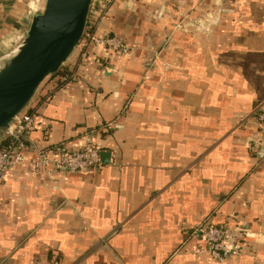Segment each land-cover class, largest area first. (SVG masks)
Returning a JSON list of instances; mask_svg holds the SVG:
<instances>
[{"label": "crops", "instance_id": "crops-1", "mask_svg": "<svg viewBox=\"0 0 264 264\" xmlns=\"http://www.w3.org/2000/svg\"><path fill=\"white\" fill-rule=\"evenodd\" d=\"M32 2L0 1V55L24 35ZM98 32L130 49L74 50L69 80L46 82L26 109L37 149L91 143L102 164L67 175L11 167L0 264H264V145L250 149L264 0L116 3ZM202 222H239L245 250L215 261L192 233Z\"/></svg>", "mask_w": 264, "mask_h": 264}, {"label": "built area", "instance_id": "built-area-1", "mask_svg": "<svg viewBox=\"0 0 264 264\" xmlns=\"http://www.w3.org/2000/svg\"><path fill=\"white\" fill-rule=\"evenodd\" d=\"M133 1L135 0H92L83 36L74 49L78 50L79 56L86 54L87 47L98 45L114 52H128L130 47L121 37L108 32H98V26L103 19L110 16L114 4H129ZM256 122L257 136L251 139L250 149L257 156L264 145V102L256 110ZM34 126L35 118L32 112L25 108L2 131L0 182L4 180L11 167L21 164H27L34 173L45 171L46 175H67L101 166L99 149L91 143H84L82 146L71 150L64 146L57 148L55 151L37 149L30 140V132ZM26 150L35 151L30 160L25 158L24 152ZM192 233L204 241V251L209 253L217 262H223L236 254H241L245 250L247 239L250 236L249 229L240 225L239 222H223L220 224L202 222L194 227Z\"/></svg>", "mask_w": 264, "mask_h": 264}, {"label": "water", "instance_id": "water-1", "mask_svg": "<svg viewBox=\"0 0 264 264\" xmlns=\"http://www.w3.org/2000/svg\"><path fill=\"white\" fill-rule=\"evenodd\" d=\"M92 0H35L22 38L0 55V131L64 66L83 36Z\"/></svg>", "mask_w": 264, "mask_h": 264}, {"label": "trees", "instance_id": "trees-1", "mask_svg": "<svg viewBox=\"0 0 264 264\" xmlns=\"http://www.w3.org/2000/svg\"><path fill=\"white\" fill-rule=\"evenodd\" d=\"M113 34V33H112ZM125 42V41H124ZM70 74H68V71L66 69L65 66H63L57 74H55L50 81H53L55 84H58V85H62L64 82H66V80H69V76ZM49 81V82H50ZM48 82V83H49ZM34 118H35V125H36V114L34 112H32ZM34 129V128H33ZM33 129L31 130V132L33 131ZM30 132V133H31ZM56 149H53L51 151H55Z\"/></svg>", "mask_w": 264, "mask_h": 264}, {"label": "bare ground", "instance_id": "bare-ground-1", "mask_svg": "<svg viewBox=\"0 0 264 264\" xmlns=\"http://www.w3.org/2000/svg\"><path fill=\"white\" fill-rule=\"evenodd\" d=\"M32 3H34V2H32ZM32 3H31V4H32ZM33 5H34V4H33ZM31 7H32V5H31Z\"/></svg>", "mask_w": 264, "mask_h": 264}]
</instances>
